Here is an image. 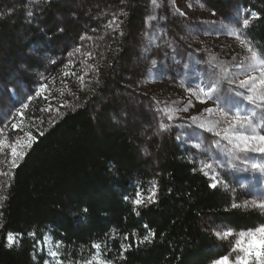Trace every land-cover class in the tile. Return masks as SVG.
<instances>
[{
	"label": "rangeland",
	"instance_id": "1",
	"mask_svg": "<svg viewBox=\"0 0 264 264\" xmlns=\"http://www.w3.org/2000/svg\"><path fill=\"white\" fill-rule=\"evenodd\" d=\"M227 1L226 14L213 8L210 0H156L155 4L151 0L144 29L135 42L127 43L129 58L110 68L108 49L103 50L97 38H86L89 55L81 52V38L68 42L60 36L62 28L81 24L77 17L88 10L85 6L90 7L89 13L96 5H86L85 0H0V197H5L14 169L36 136L43 135L63 115L86 108L95 122L104 121L129 135L141 163L152 175L149 196L155 192L154 200L156 176L167 155L176 150L199 169L212 163L213 170L206 177L212 183L211 175L218 174L223 184L213 189L231 197L233 203L259 201L264 196V177L254 175L250 165L264 163V154L242 153L207 130L211 122L220 119V113L204 110L235 100L243 112H255L251 119L258 125L256 135H264V105L249 104L230 92L251 95L237 87L240 79H246L250 54L229 32L239 27L240 16L247 18L253 13L251 7L259 0ZM50 26L59 36L47 35ZM216 65L227 71L221 73ZM210 77L220 79L221 101L201 103L193 92L206 86ZM165 107L187 111H177L169 120L160 111ZM162 124L168 126L167 131L162 130ZM12 148L17 150L16 157ZM144 201L138 206L150 204L147 198ZM238 209L264 215L252 207ZM205 226L224 255L238 238L235 234L241 232L217 219L208 220ZM228 229L234 236L220 240L214 235ZM38 249L46 253L47 264L55 263L48 255L50 249L57 250L50 240Z\"/></svg>",
	"mask_w": 264,
	"mask_h": 264
},
{
	"label": "trees",
	"instance_id": "2",
	"mask_svg": "<svg viewBox=\"0 0 264 264\" xmlns=\"http://www.w3.org/2000/svg\"><path fill=\"white\" fill-rule=\"evenodd\" d=\"M150 1L85 0L96 8L88 13L85 6L77 17L81 24L62 28L60 36L68 42L81 38V52L88 54L86 38H97L108 49L110 68L116 67L129 58L127 43L144 29ZM210 1L229 13L227 0ZM251 10L259 18L245 38L264 53V0ZM47 35L59 36L51 26ZM180 156L176 150L167 155L156 176L157 197L140 207L133 201L148 198L152 175L129 135L95 122L86 108L63 115L36 136L13 171L0 207V264H47L46 253L38 251L46 240L61 245L63 264L91 258L93 243L106 244L101 257L111 264H212L224 254L206 229L208 220L249 231L264 225V215L232 208V198L210 187L199 167ZM150 232L151 242L140 243ZM8 233L20 234L19 243L8 247ZM122 244L132 247L124 251Z\"/></svg>",
	"mask_w": 264,
	"mask_h": 264
},
{
	"label": "snow or ice",
	"instance_id": "3",
	"mask_svg": "<svg viewBox=\"0 0 264 264\" xmlns=\"http://www.w3.org/2000/svg\"><path fill=\"white\" fill-rule=\"evenodd\" d=\"M153 3H156V0H153ZM183 15V13H181ZM28 15L31 16L32 12H28ZM259 16L257 13H251L247 18L244 16H240L237 23L239 27H233L229 32V35L234 36L236 39L240 40L242 46H244L249 55V63L247 69L244 71V75L246 79H240L237 85L238 88L245 89L247 93H251V95H246L240 91L230 90L233 97H239L243 101H247L249 104H255L257 107L260 105H264V53L257 50L253 45L250 39H247L241 35L244 29H247L254 19H258ZM123 33H121L122 35ZM75 51H79L76 49ZM90 55V53H89ZM214 68H219L221 73L227 71L225 68L216 65ZM259 72V75H252V73ZM215 75V72L213 73ZM223 78V77H222ZM220 91V79H212L209 78V83L206 86H198L197 90L193 92V95L197 96V99L200 100L201 103H207L208 100H213L214 102L221 101V96L219 94ZM201 94L203 99H201ZM259 101V104H257ZM189 103H191L189 101ZM27 107V105H25ZM187 111V108L184 109H173L165 107L160 109L163 115L171 120L174 117L175 112L177 111ZM205 112L211 114L214 112L220 113V119H217L211 122V127H208V131H214L215 135L221 137L226 140L229 144H233L234 147L242 153H260L264 154V135H256V125L251 119L252 116L255 115V112H243L242 109L236 104L235 100L231 102L230 105H224L222 107H217L215 109H205ZM193 121L196 120L195 117L192 118ZM14 128L18 127L17 125H13ZM199 127L204 128V124H200ZM162 130L167 131L168 126L166 124L161 125ZM248 130H251L250 134ZM30 136V134H29ZM34 139V138H31ZM179 139V136L177 137ZM196 147H200L196 145ZM11 154L13 157L17 156L16 148L11 149ZM238 159L240 157H237ZM245 159L247 156L245 155ZM13 166H15L16 161L13 159ZM224 165H222L223 167ZM253 174H259L261 177H264V163H252L250 165ZM213 170L212 163H205L200 171L204 172L205 175H209V172ZM248 171V169H245ZM3 173H0L2 175ZM218 174L211 175L212 183L210 187L216 188L218 184H223L221 180L217 178ZM227 187V185H224ZM140 195L139 193L137 194ZM155 192L151 196L147 198V202H154ZM6 199V197H0V207H2V201ZM127 199V197H125ZM135 205L144 204L145 201L143 199H136L133 201ZM232 208H256L260 211H264V196L260 198L259 201L253 200L250 203L246 202L244 204L233 203L231 205ZM85 212L88 210L85 208ZM135 211V208L133 209ZM140 213L137 211L136 215ZM147 227V226H145ZM20 234L8 233L7 235V246L12 247L14 244H18L19 240L17 237ZM31 236H35V233H29ZM217 239L224 240L229 237L234 236V233L231 229L225 231H216L214 233ZM238 238L234 240L232 243L231 249L228 254L218 257L217 259L212 261V264H264V225H261L254 230H249L247 232L241 231L235 234ZM155 236L154 232H150L146 235L140 243L151 242V239ZM248 238L245 240V238ZM127 239V237H125ZM57 250H49L48 255L53 258L55 264H63L61 260H59L60 252L58 249L61 247L60 244L56 246ZM106 244L103 243H93L92 248L96 250L95 254L82 262H78V264H111L110 261L104 260L101 257V250L105 248ZM124 251H128L132 245H121ZM235 253V255H233Z\"/></svg>",
	"mask_w": 264,
	"mask_h": 264
}]
</instances>
